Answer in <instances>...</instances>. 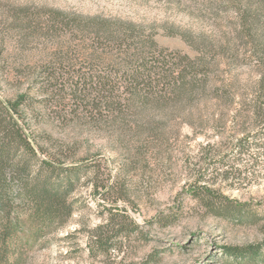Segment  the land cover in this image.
Listing matches in <instances>:
<instances>
[{
  "label": "rangeland",
  "instance_id": "374dc122",
  "mask_svg": "<svg viewBox=\"0 0 264 264\" xmlns=\"http://www.w3.org/2000/svg\"><path fill=\"white\" fill-rule=\"evenodd\" d=\"M95 17L207 63L204 87L181 110L128 122L94 110L72 83L123 73L90 56L79 22ZM20 96L38 154L11 158L32 180L45 160L80 169L64 227L17 199L20 230L5 244L0 217V264H264V0H0V98Z\"/></svg>",
  "mask_w": 264,
  "mask_h": 264
},
{
  "label": "trees",
  "instance_id": "16d2710c",
  "mask_svg": "<svg viewBox=\"0 0 264 264\" xmlns=\"http://www.w3.org/2000/svg\"><path fill=\"white\" fill-rule=\"evenodd\" d=\"M79 25L82 31L85 28L92 31L90 56L95 59L106 56L123 69L120 79L91 77L88 80L84 76L72 83L74 95L80 93L82 96L90 91L93 98L88 104L94 110L104 108L108 115L111 112L116 115V120L128 122L132 116L170 105L168 103L181 110L186 100L197 96L204 87L201 79L206 74L207 63L197 64L198 58L180 57L159 47L154 35L146 34L134 23L95 17L79 22ZM100 50L104 53L98 54ZM215 90L214 99L225 97L218 94L219 89ZM24 98L20 96L15 102L0 98V217L1 239L5 244L20 230V216L14 206L17 199L30 205L46 228L64 227L73 213L72 205L68 203L75 183L73 172L80 169L77 166L64 168L59 163L45 160L42 164L48 172L44 180H32L33 170L24 156L11 158L14 149L34 158L38 154L34 140L20 126V107ZM143 120H147L145 124L149 122L147 116ZM139 122L132 121L131 124Z\"/></svg>",
  "mask_w": 264,
  "mask_h": 264
}]
</instances>
